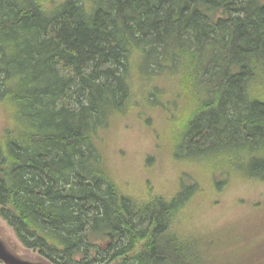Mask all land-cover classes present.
Masks as SVG:
<instances>
[{
    "label": "trees",
    "instance_id": "trees-1",
    "mask_svg": "<svg viewBox=\"0 0 264 264\" xmlns=\"http://www.w3.org/2000/svg\"><path fill=\"white\" fill-rule=\"evenodd\" d=\"M0 104V219L25 250L206 264L184 215L208 190L153 176L195 159L214 195L264 181V0H0ZM132 124L156 154L140 179L114 138Z\"/></svg>",
    "mask_w": 264,
    "mask_h": 264
},
{
    "label": "rangeland",
    "instance_id": "rangeland-1",
    "mask_svg": "<svg viewBox=\"0 0 264 264\" xmlns=\"http://www.w3.org/2000/svg\"><path fill=\"white\" fill-rule=\"evenodd\" d=\"M5 121L0 104V131L5 128ZM114 138L121 152L130 157L128 160H124L122 156L118 157L122 165L118 164L124 168L123 175H132V179L142 178L144 157L156 155L152 137L141 125L132 124L128 129L116 133ZM194 160L182 161L179 163L181 166L172 170L166 167L164 177L155 174L153 183L157 187L160 184L161 190L166 193L172 188L177 190L175 180L181 170H184L208 190L204 196L199 195L198 202L184 215L185 231L197 237L201 235L205 243H210L208 247L200 249L201 261L206 264H264V248L261 252L253 251L252 247L256 239H264V181L235 182L231 188L226 187L223 193L214 195L210 193L212 188L209 169L201 160L199 162L202 165L196 164ZM193 161L195 163H191ZM155 168L157 172L160 171V168L155 166L150 173ZM218 170L214 169L213 173ZM0 231L17 246L20 253L32 254L21 246L12 229L1 219Z\"/></svg>",
    "mask_w": 264,
    "mask_h": 264
},
{
    "label": "water",
    "instance_id": "water-1",
    "mask_svg": "<svg viewBox=\"0 0 264 264\" xmlns=\"http://www.w3.org/2000/svg\"><path fill=\"white\" fill-rule=\"evenodd\" d=\"M33 254V253H32ZM20 253L17 246L0 231V263L2 264H54L35 254Z\"/></svg>",
    "mask_w": 264,
    "mask_h": 264
}]
</instances>
